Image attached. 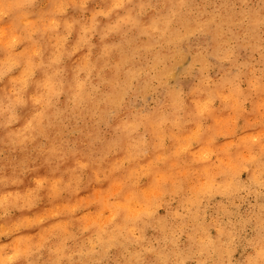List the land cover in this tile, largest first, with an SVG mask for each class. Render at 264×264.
<instances>
[{"label": "clouds", "instance_id": "clouds-1", "mask_svg": "<svg viewBox=\"0 0 264 264\" xmlns=\"http://www.w3.org/2000/svg\"><path fill=\"white\" fill-rule=\"evenodd\" d=\"M0 264H264V0H0Z\"/></svg>", "mask_w": 264, "mask_h": 264}]
</instances>
